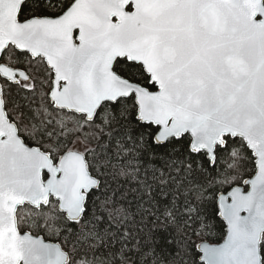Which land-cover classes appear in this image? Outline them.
<instances>
[{
    "label": "water",
    "instance_id": "95a60500",
    "mask_svg": "<svg viewBox=\"0 0 264 264\" xmlns=\"http://www.w3.org/2000/svg\"><path fill=\"white\" fill-rule=\"evenodd\" d=\"M22 5L23 0H0V261L49 264L58 260L59 264H69L70 255L60 242L20 230L18 211L26 205L41 209L53 198L69 221L74 218L70 210L79 208L75 219L81 221L88 194L101 184L89 170L83 153L68 151L55 162L51 153L27 144L18 124L11 120L2 80L14 84L30 80L25 70L2 61L4 53L13 47L33 60L43 59L55 73L49 97L55 109L83 115L87 122L95 120L105 103L135 91L140 119L190 129L187 135L193 151L211 156L226 137L238 135L255 154L256 172L247 178V185L242 183L219 193L218 205H224L223 197L229 191L235 194L237 188L247 197L255 184V192L246 201L247 210L240 211L241 219L233 218L227 224L221 243L202 241L197 249L200 258L205 247L222 249L211 264H263L264 0H221L215 9L221 30L234 35L246 50L247 76L217 80L211 95L207 82H202L195 92L183 86L166 87L163 96L153 93L160 100L151 110L144 107L147 90L138 83H128L130 80L112 67L115 57L127 50L114 39L121 31L118 17L125 25L130 24L137 18L141 0H75L55 25L37 20L21 23ZM227 203H232V197ZM226 237L231 238V243L223 249L229 243ZM45 244L59 247L50 256L42 248Z\"/></svg>",
    "mask_w": 264,
    "mask_h": 264
},
{
    "label": "trees",
    "instance_id": "16d2710c",
    "mask_svg": "<svg viewBox=\"0 0 264 264\" xmlns=\"http://www.w3.org/2000/svg\"><path fill=\"white\" fill-rule=\"evenodd\" d=\"M3 61L27 71L31 76L27 85L3 81L9 116L17 122L26 143L50 152L56 161L62 153L83 142L87 145L82 151L89 169L101 181L99 189L88 195L86 209L91 197L93 212L84 214L79 225L74 227L55 206L49 205L40 210L25 206L18 212L22 232L30 230L46 240L60 242L70 255L69 264H153L154 259L156 264H201L198 244L202 241L219 244L224 240L227 233L225 224L218 219L201 221L199 215L207 217L213 214L219 193L241 185L256 172V165L252 163L253 154L242 139L235 143L229 140L231 147L225 156L231 168L213 172L210 188L197 187L185 196L190 180L199 179L201 185L208 180L198 172L189 173L183 164L169 163L188 157L184 145L191 141L189 135L177 145L179 151L169 149L161 152L153 143L152 129L141 128L139 123L131 120L133 112L138 114L135 99L131 98L121 101L122 110L113 109L112 103H105L94 122L88 123L84 116L56 110L51 104L47 93L51 90L52 79L42 60H32L27 53L10 48L5 52ZM115 70L132 82L145 83L138 67L118 64ZM33 88L35 92L25 91ZM17 93L30 100L34 95L43 97L42 104L34 102L32 105L40 108L38 119L23 100L17 102L18 107H8L10 94L15 96ZM162 194H166L169 200L173 196L178 198L167 212ZM197 196L201 201L196 205L198 214H192L191 226H188L189 215L185 214V205L188 201L196 203L194 198ZM26 209L36 216L22 219L20 214ZM117 225L120 227H115ZM124 230L129 232L127 241L122 243V237L112 236L113 232ZM161 233L174 241L167 254L162 253L156 244ZM136 238L141 241L139 252L135 251ZM122 246L126 249L123 253ZM147 251L153 254L141 259ZM77 255L86 258L75 261ZM262 256L264 264V237Z\"/></svg>",
    "mask_w": 264,
    "mask_h": 264
},
{
    "label": "snow or ice",
    "instance_id": "6c2138e0",
    "mask_svg": "<svg viewBox=\"0 0 264 264\" xmlns=\"http://www.w3.org/2000/svg\"><path fill=\"white\" fill-rule=\"evenodd\" d=\"M220 2L221 0H141L137 18L130 24L125 25L123 18L118 17L121 31L114 39L118 45L126 47L127 50L121 51L115 57L112 67L115 69L119 64L127 65L129 68H139V74L143 77L145 83L137 86L147 90L144 101L145 108L151 110L154 105L159 103L160 97L155 96L153 93L159 92L163 96L166 87L183 86L190 92H195L199 91V85L202 82H207V91L211 95L217 80L242 79L249 74L247 53L244 46L234 35L221 30L219 18L215 13V9ZM73 3H75V0H23L19 21L25 23L37 20L55 25L65 16ZM113 15L117 14L113 13ZM225 58H228V63H225ZM51 75L55 78V73ZM128 83L133 82L128 81ZM25 91L35 92V89H26ZM136 95L135 91L131 95L124 93L122 97L112 101V108L122 110L121 101L129 98L134 100ZM47 96L51 97V91L47 93ZM19 100L25 101L29 105V111L33 113V116L39 118L40 108L32 105L34 102L42 104L44 102L43 97L34 95L30 100L27 96H21L19 93L15 96L10 94V99L7 101L8 107H18L17 102ZM137 107H140L139 103H137ZM131 120L139 123L141 128L152 129L153 143L161 152H167L169 149L174 152L179 151L177 145L188 139L187 133L190 132V129L178 127L176 124L168 126L154 120L142 121L136 112L132 113ZM238 139V135L230 134L229 137L225 138V142L217 145L211 156L201 150L193 151L190 141L184 147L188 152V157L191 158L186 157L180 161H169L170 164H183V167L188 169L189 173L195 171L201 174L202 177L208 178L205 185H201L199 179L196 181L190 180V187L184 191L185 196L195 191L197 187L201 189L210 188L214 179L212 177L213 172H217L218 169L223 171L231 168L225 152L231 147L229 140L231 143H235ZM140 142L143 143L142 136ZM249 152L253 154L252 163L255 166L257 163L255 154L252 149H249ZM161 159H163V156ZM243 183L247 185L249 181L245 179ZM255 187V184H253L252 191L247 197L242 194V189L237 188L235 194L233 191H229L227 196L223 197L225 200L224 205H215L216 211L213 214L207 217L199 215V219L201 221L218 219L225 226L233 218L239 221L241 219L239 213L242 210H247L246 201L255 192ZM228 197H232V203H227ZM177 199L176 196H173L169 200L166 194H162L163 206L166 212L172 205L176 204ZM194 199L196 203L188 201L185 205V214L189 215L188 226H191L192 214H198L197 203H201L199 196ZM80 211L76 207L70 210V215L74 218L69 223L74 227L82 222L75 219ZM91 212H93V207L90 197L89 207L85 210V215ZM225 231H227V227H225ZM117 235L122 237V243L130 238L127 230L112 233L113 237ZM226 240L229 243L224 244L223 249H227L231 243V238L226 237ZM140 243L141 241L138 238L134 239L135 251L137 252L140 251L138 247ZM173 243L174 241L163 233L159 234V239L156 242L159 250L165 254L172 249ZM58 247V245H42L44 252L50 256L56 253ZM125 250L122 246L121 252L123 253ZM198 251H200L199 248ZM202 251L201 264H211L212 258L221 254L222 249L205 247ZM152 254V251H147L141 256V259ZM85 258L84 255H77L75 261ZM123 258L121 255V259ZM0 264H3V261H0ZM49 264H59V261L52 260ZM153 264H156L155 259Z\"/></svg>",
    "mask_w": 264,
    "mask_h": 264
},
{
    "label": "rangeland",
    "instance_id": "374dc122",
    "mask_svg": "<svg viewBox=\"0 0 264 264\" xmlns=\"http://www.w3.org/2000/svg\"><path fill=\"white\" fill-rule=\"evenodd\" d=\"M84 146H87V145L83 144V142L80 141L72 149L84 150L85 148ZM32 216H36V215L29 209L22 211V214H20V217L22 219L26 217H32ZM77 264H85V263L78 262Z\"/></svg>",
    "mask_w": 264,
    "mask_h": 264
},
{
    "label": "flooded vegetation",
    "instance_id": "af4514ba",
    "mask_svg": "<svg viewBox=\"0 0 264 264\" xmlns=\"http://www.w3.org/2000/svg\"><path fill=\"white\" fill-rule=\"evenodd\" d=\"M44 62V61H43ZM44 64L46 65V63L44 62ZM46 67H47V65H46ZM47 69L49 70V73H50V76H51V79L53 80V76L51 75L53 72H52V70L51 69H49L48 67H47ZM21 83H22V81H20ZM8 83V82H7ZM25 85H27L29 82H23ZM70 150H76V151H79V152H81V153H83L84 155H85V153L82 151V150H78V149H70ZM85 159H87L86 158V155H85ZM57 160L58 159H56V161L55 162H57ZM90 194V193H89ZM88 194V195H89ZM50 205H52L53 207L55 206L56 208H58V202L57 201H55L53 198L50 200ZM64 215V214H63ZM65 216V215H64ZM65 218H66V216H65Z\"/></svg>",
    "mask_w": 264,
    "mask_h": 264
}]
</instances>
